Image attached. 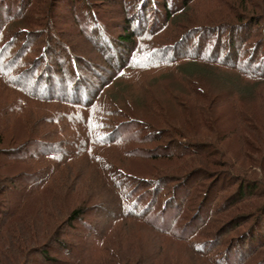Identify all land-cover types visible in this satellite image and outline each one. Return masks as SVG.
I'll list each match as a JSON object with an SVG mask.
<instances>
[{"label": "trees", "instance_id": "16d2710c", "mask_svg": "<svg viewBox=\"0 0 264 264\" xmlns=\"http://www.w3.org/2000/svg\"><path fill=\"white\" fill-rule=\"evenodd\" d=\"M58 1L0 0L1 261L3 255L5 261L29 264L27 256L35 245V253L45 261L59 263L49 256L51 241L75 245L72 244L75 239L74 242L63 239L61 231L82 220L94 204H89L90 195L84 202H76L75 207L61 204L56 192L59 172L62 170L71 177L72 166L67 162L74 157L65 158L60 150L53 148L48 152L45 146L63 143V138L76 144L73 140L80 134L93 153L98 154V157L90 156L94 165L90 171H97L111 190L110 194L106 191L100 194L97 189L100 183L96 181L95 194L89 192L92 197L100 194L98 198L112 199L111 204L118 205L119 211L113 216L116 230L125 231L132 221L145 225L152 222L156 224L157 234L177 238L176 231L157 225V218H149L148 212H152L158 201L159 215L172 201L178 204L183 200L178 214L181 217L189 208L188 201H198L202 196L196 205L195 202L190 206L195 215L203 209L202 201L207 203L202 218L205 226L197 233L193 231L189 239L194 256L208 264H264V160L261 158L264 157V0H119L117 17L123 19L120 33L108 29L110 25L98 10L99 1L110 0H71L76 9L64 28L57 22L55 3ZM124 7L125 12H121ZM75 35L80 39L75 40ZM83 38L88 42L83 44ZM207 73L230 80L231 91L216 95L200 78ZM154 74L179 80L184 91L172 92L170 100L181 111L182 105H186L189 118L183 124L161 115L153 120L151 116L157 114L156 110L150 112L148 120L137 117L150 130L155 129L152 137L162 136L172 141L170 144L176 151L166 145L149 154L157 160L162 149L166 158L179 161L173 170L178 172L146 176L148 186L130 183V187H124L130 176L125 173L120 182L116 180L117 174L110 175V170L101 168L108 166L106 162L110 164L108 158L113 155L107 151L111 147L129 141L122 134L123 121L127 124L134 121L131 112L125 111L114 96L121 95L123 104L128 103L125 92L129 94V91L123 88V83L141 92L145 89V78ZM154 100L166 110L160 99ZM225 119L232 122V127L225 129L226 132L220 130L219 137L215 128ZM17 123L19 129L14 128ZM197 124L206 127L210 134L201 135L199 131L197 138L204 136L199 139L189 133L194 139L183 135L182 126L196 131ZM76 125L78 130L74 129ZM253 135L260 141L258 149L253 147L259 151L255 153L237 146V154L232 155L212 141L222 142L231 136L248 148L256 142ZM176 137L177 142L173 141ZM183 137L193 142L180 141ZM256 153L262 156L257 157ZM195 161H204L207 167L222 166L216 174L221 175L218 177L221 187L215 186L212 177L193 180L214 170L195 167ZM152 167L159 171L172 168ZM181 183L185 184L184 188ZM67 184L61 188L64 195L68 193L63 190ZM140 187L145 188L144 195L150 194L151 201L143 204V198L132 197L131 193ZM180 188L184 189L182 194ZM40 190L46 194L53 191V198L57 199L46 203L45 198H34ZM101 203L99 200L98 204ZM32 204H36V213L26 216L25 210ZM61 222L64 226L59 229ZM29 224L39 229H30ZM21 227H27L29 232L21 234ZM8 229L13 232L11 238L4 236ZM51 229L54 233L47 238ZM206 230L208 239L197 243L196 238ZM95 231L92 230V238L82 236L79 249L75 254L68 251L67 256L75 259L78 253L95 250V256L101 252L99 256L105 259L109 248L103 244L105 234ZM40 236L48 239L41 245ZM187 240L188 237L185 243ZM97 242L103 246L100 251L95 247ZM140 252L137 260H126L124 264H159L161 249L153 248L148 255Z\"/></svg>", "mask_w": 264, "mask_h": 264}, {"label": "rangeland", "instance_id": "374dc122", "mask_svg": "<svg viewBox=\"0 0 264 264\" xmlns=\"http://www.w3.org/2000/svg\"><path fill=\"white\" fill-rule=\"evenodd\" d=\"M118 2L119 0H110V1H99L98 10L100 12L101 17L106 21V24L110 25L108 26V29L113 33H120L122 32L123 27H120L121 22L123 21L122 17H117V9H118ZM77 4V3H76ZM57 13L59 14L57 18V22L60 28H64L66 24L72 19L73 12L76 9L75 5L71 2V0H59L55 3ZM126 9V7L123 8L121 12H123ZM125 12V11H124ZM99 34V33H98ZM80 38L75 35V40H79ZM88 41L86 38H83L82 43L85 44ZM92 48V45L90 46ZM92 52V51H91ZM154 78V79H153ZM203 79L210 89L218 96L221 94L231 91V82L230 80H222L220 77H215V75H212L211 73H207L206 75H203L200 77ZM145 89L141 92L136 90L133 91L131 88L126 86L123 83V88L127 89L129 91V94L126 93V98H128V103H124V98L121 95H115L114 100L125 109L127 112H131V118L134 120L131 124H127L123 121V128H122V134L124 136H127L129 138V141H125V143L121 144V146H115L111 147L107 151V153L110 155V153L113 156H110L108 158L109 163L106 162L108 166L101 167L103 169H108V173L111 175L112 173L117 174L116 180H120L124 178V174L126 173L127 176H130L128 179L124 181V187L129 186L130 183H132L134 186H136L138 183H141V187L148 186L149 183L145 181L146 176H159V174H176L178 171L175 170L174 167H176V162H179L175 159H168L166 158L163 153L162 149L161 156H159V159H153L149 152H153L157 148H162L163 146H171L172 151H176L177 149H174L173 144H170L171 142L166 141V138L153 136V134H156L154 131L155 129L150 130V128L145 125V122H142V120L138 121V117H142L144 119H149L150 112L152 110H156L157 114L154 116L152 115L153 120H157V116H162L163 118H168L169 120H173L174 122H177L178 124L181 123L183 120L189 118V110L186 108V105H182V111L179 109L181 107L177 106V103H173L170 100V96L172 95V92L177 91L179 93H183L184 88L180 85L179 80H175L174 78H167L165 75H149L145 78ZM167 83V84H166ZM189 98V97H186ZM154 99H160L165 105L166 110L164 108L161 109V106L157 104V102ZM186 100V99H185ZM173 104H171V103ZM180 102V101H179ZM183 104V102L181 103ZM160 109V111H159ZM183 113H178V111ZM159 111V112H158ZM133 113H136V115H133ZM229 112H226L225 114L228 115ZM192 115V113H191ZM138 116V117H137ZM143 119V120H144ZM193 119V118H192ZM226 120V119H225ZM221 121L218 122V125L216 126L215 130L219 131V137L222 136L220 133V130H226L230 127H232L230 124L232 122L229 121ZM231 120V119H230ZM145 121V120H144ZM192 121V120H191ZM232 121V120H231ZM79 125H76L74 129H77ZM182 126V125H181ZM20 123H17L15 125V129H19ZM183 130L185 132H182L183 135L189 139L197 138L196 135H199V131L202 133L201 135L210 134L206 127H200L199 124L194 125L196 127V131H189L186 130L184 126ZM199 127V128H198ZM163 129V128H162ZM226 129V130H225ZM78 130V129H77ZM75 130V131H77ZM164 131H167L168 129H163ZM193 135L189 136V134ZM167 135H165L166 137ZM179 137V136H178ZM178 137H176L173 141H178ZM203 138L204 136H200ZM199 137V138H200ZM255 137V144L252 143V146L245 148L242 147L241 142H237V139H234L230 136V138L226 139L225 141H219L217 139H214V143H217L219 148L225 149L227 148L229 153L232 155L237 154L236 147H241L242 149H245V152L248 151H258V147H260V141L258 137L253 135ZM126 138V137H125ZM187 138H179L182 142H187L192 140H188ZM197 138V139H199ZM212 138V137H211ZM163 139V140H161ZM203 140V139H201ZM63 143H58L56 146H45L46 151H50L53 149L60 150V154L64 156L65 158L74 157L69 162H67V165L72 166L70 168L72 170L71 177L66 176L65 172L61 170L59 172V182L56 183V192L58 193V198H60L61 204L69 205L70 207H75L76 202L81 203L84 202V200L88 198V195L91 197L88 199L89 204H94L93 208L90 209L89 213L79 222L75 223L72 227H65V229H62L63 239H67L69 242H74L72 244H75L74 246H67V244L62 243H55V241H51V248L49 256L51 258H54L59 263L54 262L52 260L46 259V261L36 252L33 245L30 249L29 255L27 256V261L29 260V264H63V261L68 264H124L125 261H134L138 259V254L142 250V253L144 255H148L153 248H159L161 249L160 253V260L163 264H208L206 261L200 260L199 258H196L193 254L192 249V242H189L190 236L193 231L196 230V233L205 226L202 222L203 215L205 216V209L207 208L206 201L203 202V209L200 210L197 214L191 211V205L200 200H191L188 201L189 208H186L185 211L182 213L181 217L178 216L179 212L183 208H179L182 204L183 200H179L178 204L175 202L169 203L167 206V209L163 210V213H159V206L160 201L156 202L155 208H153L152 212H148V217L150 218H157V225L170 227L173 231H176L177 238L172 236H162L160 234H157V229H155L156 224L149 223L150 225H145L138 222H133V224H128V228H125V231H118L113 227V222H115L114 217L115 214L119 211V207L116 204H111L112 199L108 201L109 198H98V196L102 192H107L110 194L111 190L106 186V183L104 182L102 176L96 171L95 173L90 171V169H94L93 163H91V155H96L95 157H98V154H94L91 150V146L88 143V141H85V138L82 135H77L73 142H76V144L70 143V139L63 138L61 139ZM69 142V143H68ZM193 142V141H192ZM195 142V141H194ZM251 142V141H250ZM237 143V144H235ZM241 143V145H240ZM240 145V146H239ZM256 147V149H253V147ZM169 149V148H168ZM180 149V148H179ZM240 149V151L242 150ZM253 149V150H252ZM170 150V151H171ZM259 152V151H258ZM255 153V152H254ZM253 153V154H254ZM155 154V152H154ZM257 157L262 156V154L256 153ZM225 156L226 153H225ZM264 160V157H261ZM189 159V158H187ZM171 166L172 168H160L161 171L157 170V168H151V166ZM207 165V164H206ZM195 167H202L205 168L204 161L197 162L195 161V164L193 165ZM210 169H214L209 175H198L193 178V180H203L204 178L212 177V180L216 183V187H221V180L218 182L221 175H216L219 170L222 169V166L216 167V166H208ZM207 167V168H208ZM67 169V168H66ZM64 169V170H66ZM151 169V171L149 170ZM18 171V169H15L13 171ZM147 170L148 175L145 173ZM90 171V172H89ZM125 171V172H124ZM76 177V179L73 178ZM119 175L121 178H119ZM62 177H66L64 181L62 180ZM119 178V179H118ZM74 179V180H73ZM206 179V180H208ZM57 180V181H58ZM141 182H138V181ZM144 180V181H142ZM205 180V181H206ZM96 181H99V185L97 186V189H99L100 194L96 195V197H92L90 192H93V188L96 185ZM68 182L67 186L65 187L66 192H68L66 195L63 194L61 188L64 183ZM121 182V180H120ZM188 185V184H187ZM121 186V184H118V187ZM205 186V184H204ZM202 187V189L204 188ZM138 189L137 191L135 189L136 193H131L132 197L134 198H143V204H145L147 201H151L152 197H149V195H144L143 190L145 188ZM185 184L181 183V188H184ZM187 187V186H186ZM179 190L180 194H182V191L184 189ZM142 189V190H141ZM124 190V189H123ZM90 191V192H89ZM202 191V190H201ZM200 191V192H201ZM38 192V191H37ZM94 193V192H93ZM53 191H50L48 194L44 192V190H40V194L35 196L34 198H45V202H52L51 200H56L57 198H53ZM95 194V193H94ZM93 194V195H94ZM142 194L144 195L142 197ZM10 197H14L13 194L10 195ZM100 197V196H99ZM131 197V198H132ZM14 198H10V200H13ZM68 200V201H67ZM99 200L103 201V203L98 204ZM37 202V201H36ZM75 203V204H74ZM61 204L59 203V207H61ZM184 204V203H183ZM56 206L60 210V208ZM180 210H179V209ZM202 208V207H201ZM7 209V207H5ZM36 204H32L30 207L26 208L25 214L26 216H29L30 214L36 213ZM190 211V212H189ZM64 213V212H63ZM191 214V215H190ZM63 216V215H62ZM114 216V217H113ZM157 216V217H156ZM176 217V221H172ZM192 218V219H190ZM114 220V221H113ZM153 220H155L153 218ZM171 222H174V224H171ZM59 223V229L64 226V223ZM33 225V224H32ZM30 226V224H29ZM153 226V227H152ZM35 227V229H39L37 225L30 226ZM27 228V227H26ZM24 227H21V234H27L29 230H27ZM103 229V230H102ZM156 231H155V230ZM52 230V229H51ZM49 231V233L46 235V237H50L53 235L54 230ZM92 230L96 232H99L100 234H105L104 236V242L103 243L106 247H109L107 249V257L105 259H102V256H99L101 254L98 253V256H95L96 251L93 250L91 252H84L82 254H77L75 256V259H71L66 254L68 251H71V254H75L77 249H79L80 242L79 240L82 239V236L92 238L91 233ZM102 230V231H100ZM155 232V233H154ZM204 235H200L196 238L198 241L197 243H200L199 241H205L208 238L205 236L208 234V230L203 231ZM159 233V232H158ZM13 232L8 229V231L4 234V236H7L9 238L12 237ZM188 237L187 242L185 238ZM43 238L40 236V245L46 242L48 239ZM212 238V236H211ZM47 239V240H46ZM75 239V240H74ZM78 239V240H77ZM179 239V240H178ZM210 239V238H209ZM74 240V241H73ZM66 242V241H65ZM79 244V245H78ZM95 246L97 251L102 250L101 246L96 243ZM6 246V245H5ZM248 245H245V248H247ZM37 248V247H35ZM88 251V250H86ZM95 254H94V253ZM141 253V252H140ZM141 253V254H142ZM94 254V255H91ZM4 259H0V263L2 264H14L13 260H7L5 261V256L1 255ZM235 256V255H234ZM16 261V257H14ZM146 259V258H142ZM160 260L158 261L159 264L161 263ZM74 262V263H73Z\"/></svg>", "mask_w": 264, "mask_h": 264}]
</instances>
